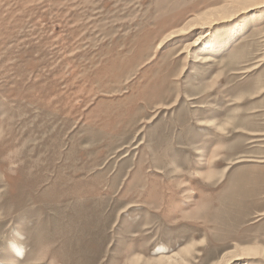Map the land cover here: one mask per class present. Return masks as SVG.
<instances>
[{
  "label": "rangeland",
  "instance_id": "obj_1",
  "mask_svg": "<svg viewBox=\"0 0 264 264\" xmlns=\"http://www.w3.org/2000/svg\"><path fill=\"white\" fill-rule=\"evenodd\" d=\"M176 252L264 264V0H0V264Z\"/></svg>",
  "mask_w": 264,
  "mask_h": 264
},
{
  "label": "bare ground",
  "instance_id": "obj_2",
  "mask_svg": "<svg viewBox=\"0 0 264 264\" xmlns=\"http://www.w3.org/2000/svg\"><path fill=\"white\" fill-rule=\"evenodd\" d=\"M244 2V1H243ZM232 6V5H231ZM219 11V10H218ZM196 19H198V18H196ZM193 20V19H192ZM195 21V20H194ZM192 22V21H191ZM201 22V21H200ZM212 22V21H211ZM188 23V22H187ZM185 24V26L187 25L188 26V24ZM196 23V22H195ZM193 24V23H192ZM201 26V25H200ZM188 28V27H187ZM193 29V28H192ZM187 32H190V29L187 31ZM186 32V33H187ZM173 33V32H172ZM174 33H176V32H174ZM181 33H182V31H181ZM170 34V33H169ZM184 35V34H183ZM170 36V35H169ZM195 42L196 41H194V42H192V45H194L195 44ZM191 45V44H190ZM215 50V49H214ZM220 74V73H219ZM213 90V89H212ZM219 94V93H218ZM185 96V95H184ZM246 96V95H245ZM170 105V104H169ZM234 109V108H233ZM236 109V108H235ZM232 110V109H231ZM230 112V111H229ZM236 116V115H235ZM239 118H241L240 116H239ZM235 121V120H234ZM242 123H244V122H242ZM241 126V125H240ZM252 133V132H251ZM245 139V138H244ZM241 140V139H240ZM242 141H243V139H242ZM203 237V236H202ZM205 239V238H204ZM205 241V240H204ZM239 245H242V244H239ZM259 246V245H258ZM239 247V246H238ZM260 248H261V246H259ZM242 248V247H241ZM253 247H251V248H249V249H243L242 251H240V256H237V257H254V256H252L251 254H254L255 252H256V250L258 249L257 248V245H256V250H254V248L252 249ZM239 249V248H238ZM262 249V248H261ZM234 251V250H233ZM258 251H259V249H258ZM181 252V251H180ZM178 253V252H176V253H173V254H171V255H166V256H162L161 257V259H163V260H169V259H174V263L175 264H180V261H178V260H176V258L177 257H181V253ZM149 253H150V251H149ZM256 253H259V252H256ZM264 253V252H263ZM260 255H262V254H260ZM264 255V254H263ZM225 256V255H224ZM236 257V258H237ZM263 257V256H262ZM264 258V257H263ZM227 259V258H226ZM230 260V259H229ZM229 260H227V261H225L224 263H228L229 262ZM223 263V264H224ZM217 264H218V262H217ZM222 264V263H221ZM243 264H246V262H243Z\"/></svg>",
  "mask_w": 264,
  "mask_h": 264
}]
</instances>
